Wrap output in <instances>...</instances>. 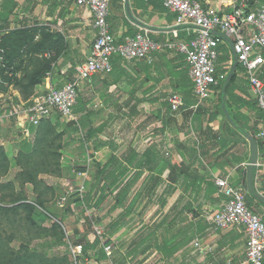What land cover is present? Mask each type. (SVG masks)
Instances as JSON below:
<instances>
[{"label": "crops", "instance_id": "0c3cea01", "mask_svg": "<svg viewBox=\"0 0 264 264\" xmlns=\"http://www.w3.org/2000/svg\"><path fill=\"white\" fill-rule=\"evenodd\" d=\"M201 2L205 9L216 13L228 12L232 4L231 0ZM109 23L118 43L144 29L163 48L144 60L126 62L116 58L111 74L93 76L81 83L75 111L78 107L83 111L75 112L77 120L73 122L80 137H70V141H79L90 154L86 173L93 164L105 166L113 156L123 161L141 157L152 146V154L158 159L153 175L163 170L168 160L157 184L162 192L156 203L166 213L171 210L168 224L184 213L183 230L180 235L173 232L171 237L190 238L177 254V258L180 254L184 258L178 263L248 264L243 232L216 230L209 221L214 207H221L225 201L223 192L216 193L212 200L204 193L195 198L186 192L189 182L185 181L186 175L194 172L216 182L226 180L231 188L244 194L247 206L264 222V142L258 137L262 114L242 66H236L231 44L226 41L220 46L217 62L218 72L228 75L226 81L213 89L211 99L199 103L185 57L168 47L191 40L193 30L178 26L176 15L160 0H113ZM95 38L92 14L77 0H0V41L6 45L0 55V87L8 83L10 98L22 104L29 98L25 93L33 99L49 88L64 87L76 78L77 67L90 56ZM259 75H264V67ZM20 80L29 88L17 87ZM174 94L184 101L177 114L167 111ZM196 113L202 117L193 122ZM60 118L53 111L36 128L13 117L2 120L1 127L17 121L27 145L41 129L57 127ZM90 130L97 134L89 137ZM250 139L257 143L256 165L252 162ZM85 151L74 157L75 163L85 158ZM172 168L181 178L177 180L175 174L170 177ZM148 175L150 172L145 170L141 183L150 179ZM166 189L172 193L162 206L161 195ZM187 205L191 206L189 210H185Z\"/></svg>", "mask_w": 264, "mask_h": 264}, {"label": "rangeland", "instance_id": "374dc122", "mask_svg": "<svg viewBox=\"0 0 264 264\" xmlns=\"http://www.w3.org/2000/svg\"><path fill=\"white\" fill-rule=\"evenodd\" d=\"M5 47L0 41L1 56ZM16 86L29 88V84L21 80ZM8 92L5 82L0 87V94L4 95L0 97L1 116L22 105L18 100L14 102ZM24 96L29 97L25 103L35 98L30 99L32 95L27 93ZM16 122L0 129V264H104L98 262L91 251L89 258L84 256L83 250L81 255L72 253V248L96 240L99 247L113 245L110 255H115L116 264H180L178 262L184 261L181 254L177 258L179 252L172 259L164 258L147 241L152 237L159 243L168 239L164 230L171 210L166 213L158 207L156 201L162 191L155 183L149 180L141 183V179L135 185L131 197L137 191L143 193L137 209L123 228L109 237L106 234L108 225L122 213V209H116L112 197L95 210L86 211L76 206L82 199L81 192L89 189L98 166L102 167L93 164L86 173L89 153L79 141H70V137H80L77 135L79 129L60 118L57 127L43 128L36 133L35 139L29 141L31 144H27L32 145L31 153L27 154L22 150L24 134ZM96 134L93 130L88 132L89 137ZM20 143H23L22 147ZM80 151H85V158L75 163L74 157L82 156ZM147 186L153 189L149 194L144 191ZM63 197L68 201L61 208L58 203ZM94 201L95 198L92 206ZM214 208L210 222L220 207ZM46 244L57 247L42 251L41 247ZM133 251H137V255L132 254Z\"/></svg>", "mask_w": 264, "mask_h": 264}, {"label": "built area", "instance_id": "2783aa9c", "mask_svg": "<svg viewBox=\"0 0 264 264\" xmlns=\"http://www.w3.org/2000/svg\"><path fill=\"white\" fill-rule=\"evenodd\" d=\"M112 1L77 0L93 17L96 38L90 56L77 67V76L71 83L61 88H50L47 93L10 110L7 115H0V129L2 120L13 117L22 119L24 125L28 123L37 128L53 111H57L69 123L76 122L75 108L82 82L93 76L111 74L113 60L116 58L126 62L144 60L163 48V45L151 38L150 31L144 29L118 43L111 33L109 23ZM160 1L168 11L176 15L178 26L193 30L191 40L170 44L168 47L185 57L199 103L211 99L213 89L226 81L228 75L218 72L217 62L221 55L220 46L226 41L231 44L261 111L262 128L258 137L264 142V82L259 77V71L264 67V3L261 0H231L228 12L216 13L205 9L201 0ZM169 103L173 114L179 113L184 107L183 99L177 94L169 98ZM216 183L223 190L225 201L211 217L212 225L220 231L240 229L246 239L247 263L264 264L263 220L247 206L243 193L231 188L226 180L218 179ZM67 201V197H63L58 204L64 208ZM97 234L100 236L101 233ZM112 248V244L104 247L108 255L112 253ZM82 250L83 247L79 245L72 248V253L75 256L81 255Z\"/></svg>", "mask_w": 264, "mask_h": 264}, {"label": "trees", "instance_id": "16d2710c", "mask_svg": "<svg viewBox=\"0 0 264 264\" xmlns=\"http://www.w3.org/2000/svg\"><path fill=\"white\" fill-rule=\"evenodd\" d=\"M261 2L264 3V0H261ZM4 11L7 12V7L4 8ZM259 77L262 81H264V75H259ZM79 103L80 101H78V104ZM80 111H83L82 107H78L75 112L77 113ZM167 111L170 112L171 107ZM201 117L202 115H200V113H196V115L193 117V122L199 120ZM231 119L233 120V118ZM72 125L74 126L75 123H72ZM83 125H85V123H83ZM83 125L81 126L83 127ZM101 131L102 129H100L98 132ZM151 147L149 151L141 157L136 156L132 159L126 158V160L123 161L122 159L113 156L105 166H98L89 189L87 191L81 192L82 199L76 204L78 208L85 209L86 211L95 210L99 208L109 197H112L116 209H122V213L118 216V218L108 225L106 234L109 237L113 236L120 229H122L126 224L127 219L130 218L131 215L136 211L138 202L143 196V193L137 191V193H135L132 197L131 193L135 185L142 179L144 171L148 170L150 172L149 181L155 183V185L158 186L157 184H159V181L164 174V170L168 166V160L165 159L166 166L164 169L159 171L157 175L152 174L153 165L157 163L158 159L155 157V155L153 156V147ZM31 151L32 148L25 143L23 152L29 154ZM162 160H164V158H162ZM174 174L177 176V180L182 176L181 174H177L172 168L170 177L172 178ZM185 181L189 182L186 192H191L195 198L204 193L208 200H212V197L216 193L220 194L223 192L222 189L217 185L216 181L210 178L202 177L198 172L187 174ZM152 190L153 189H151L149 186L144 189L147 194L151 193ZM170 193H172V190L167 189L162 193V206H165L167 197ZM94 198L95 201L94 205L92 206L91 202ZM178 205H176L175 210L178 209ZM190 208V205L185 206V210H189ZM183 214L184 213H182L180 216H177L170 224H168V226H166L167 223L165 224L166 229L164 232L166 236H168L166 237L168 239H166L163 243L154 241L156 239L153 237L152 239H147L149 244H151V247L157 249L163 255V257L168 260L175 257L181 248H184L186 244L190 243V238H177L179 236L173 238L171 237V239L169 238L173 232H176L177 235H180V232L183 230L182 228L185 224ZM174 240H176V242H174ZM56 247L57 245L46 244L44 247H41V250H53ZM82 247L83 254L86 258H89V252L91 251L93 253V257H95L98 262L104 264L106 262H111V264H116L115 255H108L105 252L104 247H99L98 240H96L94 243L87 242ZM132 254L137 255V251H133Z\"/></svg>", "mask_w": 264, "mask_h": 264}, {"label": "water", "instance_id": "95a60500", "mask_svg": "<svg viewBox=\"0 0 264 264\" xmlns=\"http://www.w3.org/2000/svg\"><path fill=\"white\" fill-rule=\"evenodd\" d=\"M235 61H236V66L238 64V60H237V57H235ZM250 142H251V155H252V162L254 165L257 164L258 162V148H257V143H256V140L254 139H250ZM251 178V176H250Z\"/></svg>", "mask_w": 264, "mask_h": 264}]
</instances>
